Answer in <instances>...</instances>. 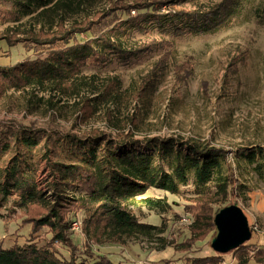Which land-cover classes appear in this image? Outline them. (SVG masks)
I'll use <instances>...</instances> for the list:
<instances>
[{
  "label": "rangeland",
  "instance_id": "1",
  "mask_svg": "<svg viewBox=\"0 0 264 264\" xmlns=\"http://www.w3.org/2000/svg\"><path fill=\"white\" fill-rule=\"evenodd\" d=\"M57 1L60 0H35L31 11L26 13L23 7L15 5L16 0H0V10L22 12L18 21L0 15V37L14 32L22 37L30 29L40 27L56 29L59 19L68 27L115 4L157 0H61L54 12L37 16ZM223 1L172 0L161 4V12H205ZM23 3L29 4V1L23 0ZM41 3L48 5L42 7ZM262 5L264 0H243L239 12L210 33L173 35L154 30L148 34H123L119 38L128 47L154 40L168 44L165 49L127 62L114 59L108 66L88 64L80 75L87 84L79 91L69 86L63 92L50 82H32L19 87L16 76H7L3 71L31 53L21 43L10 47L6 40L0 39V74L3 76L0 79V124L45 131L52 143L58 145L62 141L63 146L57 148L66 162L64 151L69 149V142L64 135L85 138L97 129L113 136L122 131L132 133L138 139L156 135L195 138L224 149L235 168L237 185L227 201L219 197L208 206L213 217L226 206H240L253 226L250 241H254L264 230V23L258 20L255 11ZM88 37L79 36L80 40ZM161 62L166 63L164 68L160 67ZM113 79L118 81V85L113 84L117 86L114 94H102L105 85H111ZM88 103L91 113L86 108ZM42 136L45 141L46 135L42 133ZM42 159L38 155L40 167L36 180L47 199L53 200L52 191L48 189L54 180L52 169L48 161ZM66 194L74 199L79 196L70 191ZM146 196L166 200L170 209L161 214L142 208L137 211L139 219L163 225L166 231L160 237H140L126 244H97L86 233V211L80 207L70 208L67 211L70 238L79 262L90 263L104 256L122 264H185L193 257L214 253L211 243L217 228L209 219L201 225L195 223L198 200L192 188L183 187L178 194L153 188ZM46 212L47 209L39 205L20 207L14 200L0 204V245L26 243L33 231V221ZM35 234L39 244L51 237L47 229ZM55 245L65 256H70L67 249L58 243ZM223 258L229 264H238L232 262V252Z\"/></svg>",
  "mask_w": 264,
  "mask_h": 264
},
{
  "label": "trees",
  "instance_id": "2",
  "mask_svg": "<svg viewBox=\"0 0 264 264\" xmlns=\"http://www.w3.org/2000/svg\"><path fill=\"white\" fill-rule=\"evenodd\" d=\"M28 1L29 4H24L23 0H16L15 5L29 13L35 0ZM171 1L115 4L107 11H99L94 17L68 27L59 19L56 29L40 27L30 29L22 37L16 32L1 36L0 39L6 40L10 47L21 43L31 53L3 72L10 77L16 76L19 87L32 82H50L63 92L71 86L79 91L87 84L80 75L88 64L108 66L114 59L127 62L165 49L168 44L154 40L128 47L120 40L121 35L148 34L154 30L173 35L210 33L235 16L243 0H224L218 7L205 12H161V4ZM61 3V0L57 1L50 7H46L48 3H41L46 8L37 16L54 12ZM255 11L258 20L264 23V5ZM1 14L5 19L18 21L22 12L4 8L0 10ZM80 35L89 37L80 40ZM165 64L161 62L160 67L164 68ZM2 77L0 74V79ZM116 83L118 85L117 79H113L111 85L106 84L102 94H114L117 86L113 84ZM86 108L91 113L90 103ZM42 133L46 135V142ZM48 136L43 130L0 124V204L14 200L23 208L39 205L47 209L33 221V231L26 243L0 245V264H122L104 256L94 258L90 263L79 262L70 238L67 216L70 208L80 207L86 211L85 230L97 244H126L140 237H160L166 231L165 226L143 222L137 215L142 208L161 214L170 209L166 200L146 196L150 189L178 194L183 187L192 188L198 200L195 223L201 225L208 219L214 222L216 214L213 217L209 203L219 197L227 201L237 185L235 168L228 161L229 153L199 139L174 135L138 139L132 133L122 131L113 136L97 129L85 138L64 135L69 142V149L64 151L66 162L57 148L63 146L62 141L56 145ZM38 155L51 166L54 180L48 189L52 191L53 200H48L38 186ZM51 156L58 159L52 161ZM69 191L79 196L74 199L66 194ZM41 229H47L51 235L44 244H39L35 234ZM56 243L67 249L70 256H65ZM230 252L238 264H248L251 258L264 263L263 250L251 241ZM224 255L214 251L193 257L185 264H224Z\"/></svg>",
  "mask_w": 264,
  "mask_h": 264
},
{
  "label": "water",
  "instance_id": "3",
  "mask_svg": "<svg viewBox=\"0 0 264 264\" xmlns=\"http://www.w3.org/2000/svg\"><path fill=\"white\" fill-rule=\"evenodd\" d=\"M217 235L211 247L217 253L226 254L250 241L253 230L244 210L232 204L216 213L214 218Z\"/></svg>",
  "mask_w": 264,
  "mask_h": 264
},
{
  "label": "crops",
  "instance_id": "4",
  "mask_svg": "<svg viewBox=\"0 0 264 264\" xmlns=\"http://www.w3.org/2000/svg\"><path fill=\"white\" fill-rule=\"evenodd\" d=\"M2 40H3V39H2ZM251 242L254 243V244H256V245H258L259 248L262 249L263 252H264V230H263L262 232H260L259 235H257L256 240L251 241ZM225 262H226V263H230V262H227V261H225ZM232 262H233V263H234V262L237 263V260L234 258V259H232ZM248 264H264V263L259 262V261L256 260L255 258H251Z\"/></svg>",
  "mask_w": 264,
  "mask_h": 264
},
{
  "label": "built area",
  "instance_id": "5",
  "mask_svg": "<svg viewBox=\"0 0 264 264\" xmlns=\"http://www.w3.org/2000/svg\"><path fill=\"white\" fill-rule=\"evenodd\" d=\"M224 264H229V263H226V262H225Z\"/></svg>",
  "mask_w": 264,
  "mask_h": 264
}]
</instances>
